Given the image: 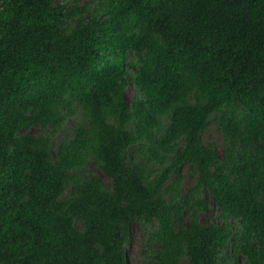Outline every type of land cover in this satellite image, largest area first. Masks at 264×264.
I'll return each instance as SVG.
<instances>
[{
	"label": "trees",
	"instance_id": "obj_1",
	"mask_svg": "<svg viewBox=\"0 0 264 264\" xmlns=\"http://www.w3.org/2000/svg\"><path fill=\"white\" fill-rule=\"evenodd\" d=\"M102 1L85 20L56 0H0V264H128L137 223L149 264H219L230 246L233 264H264V0ZM219 112L222 156L201 138ZM136 145L171 164L151 180L128 164ZM91 159L108 184L84 175ZM186 164L198 177L182 197ZM199 193L221 224L199 221Z\"/></svg>",
	"mask_w": 264,
	"mask_h": 264
},
{
	"label": "rangeland",
	"instance_id": "obj_2",
	"mask_svg": "<svg viewBox=\"0 0 264 264\" xmlns=\"http://www.w3.org/2000/svg\"><path fill=\"white\" fill-rule=\"evenodd\" d=\"M57 2H60L61 6H65L70 9H84V11H80V14H83V18L85 20H88L92 17L93 14H97L102 10L104 7V2L102 0H56ZM97 11V12H96ZM74 19H72L73 21ZM131 62L136 61L134 54L130 58ZM128 71L130 75L128 74V84L125 91V98L129 103H132L134 101L135 97H142L139 90L137 89L136 85L131 81V74H136L137 69L133 67H128ZM222 113H215L211 119V122L208 124L206 130L202 134L201 138L203 141V144L205 146L211 144L214 146V148L218 151L220 156L224 155L225 147L228 143L227 133L225 131L224 125L221 122ZM79 121L78 117L70 118L66 124L65 128L62 129V131L58 134V136L55 138L53 142V152L56 151L57 147L59 146L60 142L67 138L68 140H71L73 137V130L77 126ZM165 125L167 126V122L165 120ZM165 126V127H166ZM133 124L129 123L128 130L132 129ZM27 134L38 136L40 135V129L38 127H32L29 128L26 131ZM183 144V143H182ZM163 155V153H162ZM127 157H128V164L130 166L134 164H140L144 165L147 170V174H151V180L156 179L160 175H162L163 171L168 167L169 164H171L170 159H168L166 165L161 163V159L155 158L151 153H149L147 150L142 152L139 145L131 147L127 151ZM153 161L151 164L148 162L150 159ZM171 157V156H170ZM87 176H99L102 179L106 181V183H109V180L104 175L100 164H98L94 160H89L86 164L85 168V174ZM180 176L182 177V184L179 187L180 195L182 197L188 195L192 192V190L197 185V174L193 172L190 165L186 164L182 167ZM175 180L174 174H171L170 180L165 185V189L163 191V194L170 199L171 196L166 193L168 190V186L172 184ZM70 192V188H67L65 191V194ZM199 199H204L207 205L206 212H200L199 213V221L202 223H208L213 222L216 224L222 223V218H220V208L217 205V203L210 197H207L203 193H199L197 196ZM185 223H187V218L185 217ZM230 223L233 227V230L236 232H241L242 227L239 225L238 221L230 219ZM147 229L142 224H133L130 226V233H129V242L125 246L126 252L128 255V264H149L152 263L153 260L149 258L147 253V237H146ZM232 253V247L230 246L224 251L223 256L220 258L219 264H233V255ZM226 259V261H224ZM236 261L238 264H249L246 257L243 255H238L236 258ZM181 264H189L187 259H183L181 261Z\"/></svg>",
	"mask_w": 264,
	"mask_h": 264
}]
</instances>
